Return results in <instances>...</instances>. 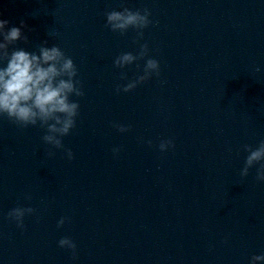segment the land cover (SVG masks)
Segmentation results:
<instances>
[{
  "label": "water",
  "instance_id": "obj_1",
  "mask_svg": "<svg viewBox=\"0 0 264 264\" xmlns=\"http://www.w3.org/2000/svg\"><path fill=\"white\" fill-rule=\"evenodd\" d=\"M124 7L151 12L139 43L132 29L105 26ZM0 19L26 25L28 43L9 52L58 46L84 93L70 97L79 115L61 150L39 125L0 116V264H250L264 255L259 165L240 176L243 146L264 140V0H0ZM144 43L159 77L117 94L145 61L119 69L115 59ZM162 141L174 147L161 152ZM16 207L34 209L23 229L8 218Z\"/></svg>",
  "mask_w": 264,
  "mask_h": 264
},
{
  "label": "clouds",
  "instance_id": "obj_2",
  "mask_svg": "<svg viewBox=\"0 0 264 264\" xmlns=\"http://www.w3.org/2000/svg\"><path fill=\"white\" fill-rule=\"evenodd\" d=\"M106 27L113 33L125 35L130 29L137 33L134 43H139L144 37V30L149 27L152 21L149 19L151 12L148 9L132 11L124 7L121 11H110L106 14ZM26 25L21 21L20 27H10L7 20L0 19V116H6L9 121L19 128L29 126L46 130L42 137L46 145L57 150L63 149L62 138L70 134L76 126V118L79 115V103L74 102L70 97H83L77 68L70 57L56 45L47 47L44 41L38 49V54L28 52L23 48L9 49L19 41L28 43V38L21 29ZM149 47L147 43L141 44L138 54L122 53L114 61V67L124 69L137 61L144 60L145 66L143 75L127 83L126 86H117L116 92L128 93L138 85L149 81L153 74L160 75V66L155 59L147 58ZM147 58V59H146ZM139 66V65H137ZM259 71V69H257ZM126 79V76L121 77ZM121 133L130 129L114 125ZM151 146V141L148 142ZM169 147H174L172 141H162L159 145L160 151L164 152ZM114 154L119 149H114ZM243 151L248 153L244 167L240 172L241 178L249 175V170L259 165L256 173V180L264 182V140L253 148L249 145L243 146ZM67 158L73 159L72 151L66 150ZM49 157L54 153L48 152ZM26 199H31L27 196ZM34 209L31 207H16L8 213V218L16 222L17 227L24 228L25 215H31ZM65 219L61 218L57 224L62 228ZM59 247L70 249L75 259L76 245L69 238L59 240ZM264 255H253L250 264H262Z\"/></svg>",
  "mask_w": 264,
  "mask_h": 264
}]
</instances>
